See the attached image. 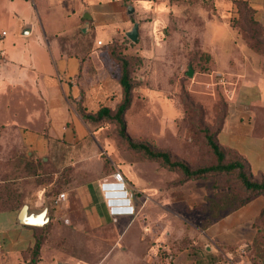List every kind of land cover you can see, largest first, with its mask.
Returning <instances> with one entry per match:
<instances>
[{"label":"rangeland","instance_id":"1","mask_svg":"<svg viewBox=\"0 0 264 264\" xmlns=\"http://www.w3.org/2000/svg\"><path fill=\"white\" fill-rule=\"evenodd\" d=\"M141 2L145 18L136 42L125 40L107 50L113 78L119 79L121 60L127 63L132 96L123 115L126 133L134 143L167 152L191 169L209 164L214 158L203 137L220 126L234 83L221 69L264 75V2ZM24 9L13 3L3 11L0 5L6 56L22 45L13 28ZM89 41L77 33L61 37L70 53L86 51ZM228 55L235 56L229 64ZM113 98L112 111L121 96L114 105ZM23 152L10 135L0 144V200L8 197L5 206H48L50 220L38 228L40 264H264V216L258 217L264 193L227 219L235 226L254 217L250 223L211 226L245 206L236 208L245 194L241 186L224 174L182 181L179 172L126 148L113 122L103 119L74 144L61 143L53 159L34 162ZM116 171L135 200L126 215L138 219L108 216L112 209L105 204L112 195L103 184L112 183ZM218 229L229 232V244L210 239ZM214 248L212 256L208 251Z\"/></svg>","mask_w":264,"mask_h":264},{"label":"crops","instance_id":"2","mask_svg":"<svg viewBox=\"0 0 264 264\" xmlns=\"http://www.w3.org/2000/svg\"><path fill=\"white\" fill-rule=\"evenodd\" d=\"M141 1L0 0L3 11L13 3L25 8L16 17L13 28L14 38L22 40L20 49L6 56V43L2 38L7 34L3 31L0 34V144L10 135L23 149L25 157L36 162L44 157L53 159L52 154L61 143L74 144L89 134L93 125L85 122L76 108L95 113L101 107L110 108L112 96H115L113 105L119 102L121 88L118 79L108 71L107 50L114 42L128 40L125 33L133 23H138V30H142L145 12ZM128 6L133 9L130 14ZM76 33L90 41L86 51L70 53L62 45L61 37ZM228 37L226 43L230 47L234 36L230 33ZM234 57L228 55L227 63ZM245 62L240 60L242 64ZM224 69H221L227 74L224 78L234 83L228 91L217 143L223 149L235 151L253 176H264V75L245 68ZM251 202L253 200L247 205ZM134 204L133 197L132 208ZM247 205L211 226L232 229L250 223L254 217L235 226L227 221L238 211H245ZM105 206L108 208L107 204ZM16 214L0 211V264L29 262L27 250L34 244V234L29 226L16 222ZM108 216L138 219L133 214L109 212ZM221 232L218 229L208 236L215 243L229 244L230 238L226 237L229 232ZM208 252L214 256L217 249ZM223 256L228 260V253ZM41 258L36 264L41 263ZM58 263L68 264L55 262ZM228 264L232 263L228 261Z\"/></svg>","mask_w":264,"mask_h":264},{"label":"trees","instance_id":"3","mask_svg":"<svg viewBox=\"0 0 264 264\" xmlns=\"http://www.w3.org/2000/svg\"><path fill=\"white\" fill-rule=\"evenodd\" d=\"M117 45L118 43L114 42L110 48H117ZM120 70L118 79L121 88L120 103L113 111L107 107H101L95 113H87L78 106L76 110L85 122L93 125L96 122L106 119L109 122L115 123L117 126V133L126 148L143 154L149 160L159 162L169 171L179 172L182 176V181L202 178L211 174H224V176L232 178L241 186L243 193H245L238 201L236 208L247 204L256 195L264 193V176H253L247 163L235 151L223 149L218 145L216 135L221 129L223 120L213 134L205 133L203 137L213 155V162L193 169L189 168L184 162L173 159L167 152L155 151L143 143H134L126 133V125L123 118L125 111L130 106L132 96V85L127 70V63L123 60H121ZM253 177H257V180ZM7 199L8 197L5 198V200ZM5 200H0V211H11L16 213L23 205L22 203H16L15 206H5ZM263 216L264 209L261 210L258 217L262 218ZM28 228L32 229L35 239L32 248L27 250L29 256L28 264H36L40 259L41 237L39 233L42 229Z\"/></svg>","mask_w":264,"mask_h":264},{"label":"water","instance_id":"4","mask_svg":"<svg viewBox=\"0 0 264 264\" xmlns=\"http://www.w3.org/2000/svg\"><path fill=\"white\" fill-rule=\"evenodd\" d=\"M127 12L129 14L133 12V9L131 6L127 7ZM137 30H138V23L135 22L133 23L130 30H128L125 33L126 38L132 43H135L137 40ZM23 34H26V33H23ZM187 75L191 76L190 69L188 70ZM49 220L50 218L48 215V206L46 204L40 210L30 208L28 204H23L16 214V222L18 224L33 227V228H43L48 224ZM58 264H63V263H58Z\"/></svg>","mask_w":264,"mask_h":264},{"label":"built area","instance_id":"5","mask_svg":"<svg viewBox=\"0 0 264 264\" xmlns=\"http://www.w3.org/2000/svg\"><path fill=\"white\" fill-rule=\"evenodd\" d=\"M159 1L169 2L170 0H159ZM2 35H4V33H2ZM97 45H100V42H98ZM112 179H113L112 183L103 184L104 191L108 193L110 189L115 188L118 192V199H120V201L116 203L110 197H108V199L112 200L110 201V203L107 202V205L108 203L110 204L108 205V207L112 209V212L111 211L110 212L117 214H131V212H126V211H128L129 209L132 210V206L130 205L131 198L134 197L132 191L125 187V182L121 177L120 172L116 171L115 173H113ZM108 195L111 194L108 193Z\"/></svg>","mask_w":264,"mask_h":264},{"label":"bare ground","instance_id":"6","mask_svg":"<svg viewBox=\"0 0 264 264\" xmlns=\"http://www.w3.org/2000/svg\"><path fill=\"white\" fill-rule=\"evenodd\" d=\"M108 193H110L111 199L113 201H115L116 203H118V201H120V199H118V197L116 196L118 194L117 190L115 188L110 189V191H108ZM110 202V201H109ZM117 206V205H116Z\"/></svg>","mask_w":264,"mask_h":264}]
</instances>
